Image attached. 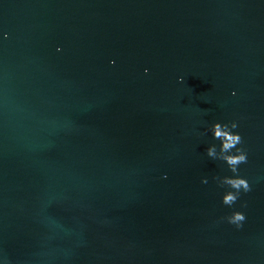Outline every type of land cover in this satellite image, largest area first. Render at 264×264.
<instances>
[{"label":"water","instance_id":"water-1","mask_svg":"<svg viewBox=\"0 0 264 264\" xmlns=\"http://www.w3.org/2000/svg\"><path fill=\"white\" fill-rule=\"evenodd\" d=\"M0 259L264 264V0H0Z\"/></svg>","mask_w":264,"mask_h":264},{"label":"clouds","instance_id":"clouds-1","mask_svg":"<svg viewBox=\"0 0 264 264\" xmlns=\"http://www.w3.org/2000/svg\"><path fill=\"white\" fill-rule=\"evenodd\" d=\"M7 36V33H4ZM60 49L57 48V51ZM110 64L115 61L110 60ZM147 73L148 69L145 68ZM178 82L183 81V76L177 77ZM235 95V91L232 92ZM238 122L235 119L230 121H212L207 125L206 131L211 133L213 140L219 141V144H208L205 152L212 159H219L227 166L230 175H222L219 177V186H226L220 194V203L226 206L230 211L221 217L228 224L234 225L237 229L241 228L246 220L245 213L233 205L240 197L241 193H247L251 190L249 180L245 176L239 174V165L245 163L248 159V152L242 145V138L236 129ZM203 134V133H202ZM213 179H216L213 177ZM207 177L201 178V183H206ZM244 207L243 204L240 205ZM0 264H8L4 259H0Z\"/></svg>","mask_w":264,"mask_h":264}]
</instances>
